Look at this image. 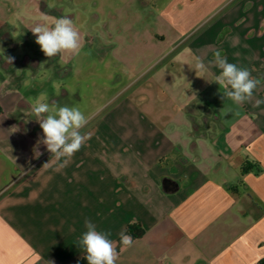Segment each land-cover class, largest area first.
I'll return each mask as SVG.
<instances>
[{
    "label": "crops",
    "instance_id": "obj_1",
    "mask_svg": "<svg viewBox=\"0 0 264 264\" xmlns=\"http://www.w3.org/2000/svg\"><path fill=\"white\" fill-rule=\"evenodd\" d=\"M158 9L139 15L152 26L131 30L135 39L121 38L129 27L111 29L120 36L106 49L115 92L68 163L52 158L41 128L36 145L9 158L19 172L0 186V264H87L78 243L86 219L110 233L116 264L264 260V103L255 106L264 101V0ZM216 51L261 81L250 101L221 99ZM197 58L206 71L194 70ZM68 75L66 97L75 95ZM132 223L144 235L124 247L119 234Z\"/></svg>",
    "mask_w": 264,
    "mask_h": 264
},
{
    "label": "rangeland",
    "instance_id": "obj_2",
    "mask_svg": "<svg viewBox=\"0 0 264 264\" xmlns=\"http://www.w3.org/2000/svg\"><path fill=\"white\" fill-rule=\"evenodd\" d=\"M167 1L157 0L155 8V0H0V24H6L0 27V186L19 172L18 164L9 158L26 154L43 136L32 113L42 94L50 105L79 107L89 125L105 118L115 92V84L108 83L115 70L105 68L112 60L106 49L112 38L116 42L120 37H112L111 29L129 27L128 36L121 38L135 39L131 30H143L144 23H152V17L140 20L139 15L157 13ZM41 13L48 16V24L65 15L73 20L81 38L79 54L65 52L51 58L43 54L30 31L45 23ZM3 54L14 57L13 63ZM133 55L126 53L128 59ZM68 66L73 67L69 75L64 73ZM67 75L75 95L66 97L62 89Z\"/></svg>",
    "mask_w": 264,
    "mask_h": 264
},
{
    "label": "clouds",
    "instance_id": "obj_3",
    "mask_svg": "<svg viewBox=\"0 0 264 264\" xmlns=\"http://www.w3.org/2000/svg\"><path fill=\"white\" fill-rule=\"evenodd\" d=\"M41 19L45 23L37 24L30 31L35 36V43L40 46L43 54L51 58L65 52L79 54L81 43L80 33L69 16L54 18L52 24H48V16L41 13ZM4 52V51H3ZM4 56V54H3ZM8 63H13L14 57L4 56ZM209 64H214L221 71L215 77L214 82L223 87L221 99L227 98L236 105H242L250 101L254 90L261 81L252 77L248 69L229 63L220 51L214 53V58ZM195 71H206L205 63L197 58ZM264 101L257 100L255 106ZM32 113L37 117L43 133V143L57 161L63 159L67 164L71 157L83 146L86 136L81 129L86 126L88 120L79 107L50 105L44 102L43 94L32 105ZM47 165L44 164L43 166ZM86 231L79 239V246L84 250V259L87 264H116L118 259L117 244L109 239L110 233L98 231L96 225L90 220H85ZM119 243L124 247H130L133 238L124 231L120 234ZM48 264H55L49 260Z\"/></svg>",
    "mask_w": 264,
    "mask_h": 264
},
{
    "label": "trees",
    "instance_id": "obj_4",
    "mask_svg": "<svg viewBox=\"0 0 264 264\" xmlns=\"http://www.w3.org/2000/svg\"><path fill=\"white\" fill-rule=\"evenodd\" d=\"M127 232L133 238H141L144 235V230L139 223H132L128 226ZM259 264H264V260H261Z\"/></svg>",
    "mask_w": 264,
    "mask_h": 264
}]
</instances>
